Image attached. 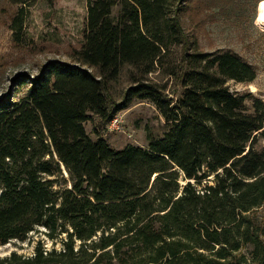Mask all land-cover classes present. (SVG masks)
<instances>
[{
    "label": "trees",
    "instance_id": "16d2710c",
    "mask_svg": "<svg viewBox=\"0 0 264 264\" xmlns=\"http://www.w3.org/2000/svg\"><path fill=\"white\" fill-rule=\"evenodd\" d=\"M202 3L88 0L70 61L15 79L0 99V246L35 232L52 245L0 264H264V98L228 84L258 69L201 49ZM136 99L165 131L118 149L104 131Z\"/></svg>",
    "mask_w": 264,
    "mask_h": 264
},
{
    "label": "rangeland",
    "instance_id": "374dc122",
    "mask_svg": "<svg viewBox=\"0 0 264 264\" xmlns=\"http://www.w3.org/2000/svg\"><path fill=\"white\" fill-rule=\"evenodd\" d=\"M210 2L212 15L206 10ZM201 8L207 13H198L201 49L234 50L253 63L258 69V77L253 83L229 81L233 92H248L264 98V27L259 25L257 17L260 3L256 0H200ZM20 14V22L15 18ZM88 17V0H27L24 4H15L9 0H0V99L14 93L18 82L15 79L24 75H38L49 61H70L71 53L80 48L85 41ZM190 16L187 15V28H190ZM154 74L153 77H158ZM130 86L127 71L115 84L118 99L121 92ZM256 88V89H252ZM25 90L16 94V99L24 96ZM120 97V98H119ZM121 118L118 128H108L104 132L110 143L122 149L129 144L146 147L148 133L163 134L166 120L156 105L148 100L136 99L127 109L118 114ZM93 133L94 125L87 124ZM93 137L95 135L93 134ZM66 175H68L66 173ZM44 239L41 233H33L32 240L17 244L11 242L0 246V256L17 250L30 255L37 243Z\"/></svg>",
    "mask_w": 264,
    "mask_h": 264
},
{
    "label": "bare ground",
    "instance_id": "6f19581e",
    "mask_svg": "<svg viewBox=\"0 0 264 264\" xmlns=\"http://www.w3.org/2000/svg\"><path fill=\"white\" fill-rule=\"evenodd\" d=\"M257 19H258L257 22L259 23V25L264 27V0L261 1L260 3L259 14H258ZM252 89H256V88L252 87Z\"/></svg>",
    "mask_w": 264,
    "mask_h": 264
},
{
    "label": "built area",
    "instance_id": "2783aa9c",
    "mask_svg": "<svg viewBox=\"0 0 264 264\" xmlns=\"http://www.w3.org/2000/svg\"><path fill=\"white\" fill-rule=\"evenodd\" d=\"M120 121L121 118L119 116H116L114 120L110 123L109 128H118Z\"/></svg>",
    "mask_w": 264,
    "mask_h": 264
}]
</instances>
